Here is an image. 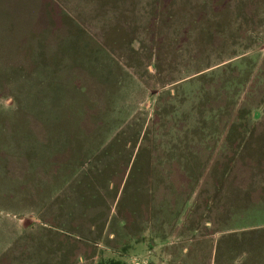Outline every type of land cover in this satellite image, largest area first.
Wrapping results in <instances>:
<instances>
[{
  "label": "rangeland",
  "instance_id": "rangeland-1",
  "mask_svg": "<svg viewBox=\"0 0 264 264\" xmlns=\"http://www.w3.org/2000/svg\"><path fill=\"white\" fill-rule=\"evenodd\" d=\"M110 260L264 264V0H0V264Z\"/></svg>",
  "mask_w": 264,
  "mask_h": 264
},
{
  "label": "trees",
  "instance_id": "trees-1",
  "mask_svg": "<svg viewBox=\"0 0 264 264\" xmlns=\"http://www.w3.org/2000/svg\"><path fill=\"white\" fill-rule=\"evenodd\" d=\"M102 264H122V262H120L118 260H110L107 263H102Z\"/></svg>",
  "mask_w": 264,
  "mask_h": 264
},
{
  "label": "crops",
  "instance_id": "crops-1",
  "mask_svg": "<svg viewBox=\"0 0 264 264\" xmlns=\"http://www.w3.org/2000/svg\"><path fill=\"white\" fill-rule=\"evenodd\" d=\"M19 30H20V31H25V32H26L27 30H28V31H29V30L31 31L32 28H31V27L28 28V27H25V26H21V27H19Z\"/></svg>",
  "mask_w": 264,
  "mask_h": 264
}]
</instances>
